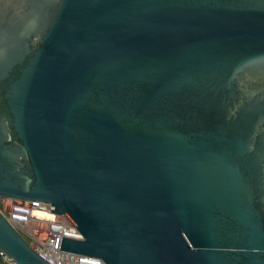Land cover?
I'll use <instances>...</instances> for the list:
<instances>
[{
    "label": "water",
    "instance_id": "95a60500",
    "mask_svg": "<svg viewBox=\"0 0 264 264\" xmlns=\"http://www.w3.org/2000/svg\"><path fill=\"white\" fill-rule=\"evenodd\" d=\"M0 196L105 264H264V0H0ZM0 250L50 264L1 210Z\"/></svg>",
    "mask_w": 264,
    "mask_h": 264
},
{
    "label": "built area",
    "instance_id": "2783aa9c",
    "mask_svg": "<svg viewBox=\"0 0 264 264\" xmlns=\"http://www.w3.org/2000/svg\"><path fill=\"white\" fill-rule=\"evenodd\" d=\"M0 210L30 247L50 264H105L97 257L61 250L63 238L83 236L68 217L52 213L50 204L0 196ZM1 256L7 264H17L3 252Z\"/></svg>",
    "mask_w": 264,
    "mask_h": 264
},
{
    "label": "rangeland",
    "instance_id": "374dc122",
    "mask_svg": "<svg viewBox=\"0 0 264 264\" xmlns=\"http://www.w3.org/2000/svg\"><path fill=\"white\" fill-rule=\"evenodd\" d=\"M1 252L2 251L0 250V264H7V262L4 259H2Z\"/></svg>",
    "mask_w": 264,
    "mask_h": 264
}]
</instances>
